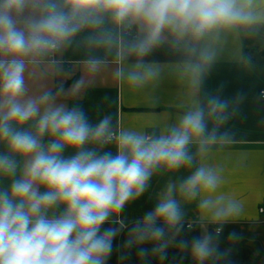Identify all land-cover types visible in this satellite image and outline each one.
<instances>
[{"label":"clouds","instance_id":"clouds-1","mask_svg":"<svg viewBox=\"0 0 264 264\" xmlns=\"http://www.w3.org/2000/svg\"><path fill=\"white\" fill-rule=\"evenodd\" d=\"M105 17L117 28L136 24L142 33L121 46L118 55L137 59L117 68V78L136 88L155 80L160 69L144 57L170 36L188 57L183 73L199 88L216 61V51L202 42L232 30L256 32L264 26V0H0V264H108L127 227L125 207L161 172L188 174L167 182L154 208L128 228L122 247H135L143 264L150 255L166 259L174 244L196 264L224 255L215 243L221 227L175 240L181 200L196 201L214 225L243 213V203L222 191L223 168L202 162L214 148L235 143L224 126L238 112L230 106L246 99L243 92L222 98L221 84L160 132L115 129L110 115L92 123L82 107L57 102L50 91L27 95V64L71 44L84 29L101 30L90 44L116 43L102 30ZM102 63L89 61L93 71Z\"/></svg>","mask_w":264,"mask_h":264},{"label":"crops","instance_id":"crops-1","mask_svg":"<svg viewBox=\"0 0 264 264\" xmlns=\"http://www.w3.org/2000/svg\"><path fill=\"white\" fill-rule=\"evenodd\" d=\"M125 28H131L135 38L124 35V27L117 28L105 17L102 30L111 33L117 41L111 47L90 44L88 38L101 30L86 28L71 44L28 63L24 74L27 95L39 96L50 91L56 95L57 102L82 107L92 123L110 115L115 129L160 132L196 102H205V93L215 94L221 84L224 85L220 93L222 98L232 100L237 92H243L246 99L230 106V111L237 108L238 112L224 126L235 134V143L214 148L202 161L223 168L222 191L243 203V213L226 224L214 225L202 218L196 201L181 200L184 212L181 223L182 227L191 224L199 237L215 234L216 227L222 228L215 243L218 252L224 255L209 258L206 264H264V216L258 212L264 200V99L261 97L264 92V26L249 34L227 31L219 39L202 42L216 51V61L199 88H194L183 73L182 66L188 57L173 47L170 36L144 57L145 62L154 63L160 69L155 80L136 88L125 79L117 78V68H126L137 59L134 55H118L121 46L142 35L136 24ZM249 57L251 64L247 63ZM93 58L103 61L94 71L89 65ZM107 150L114 152L111 146ZM0 151H3L2 146ZM187 174L184 169L177 173L155 174L146 193L125 207L121 218L127 227L114 240L108 264H143L135 247L130 250L122 247L128 228L154 208L167 182H178ZM231 233L236 234L235 239L230 238ZM185 238L181 230L175 234L177 242ZM141 246L151 247L150 244ZM129 251L128 259L122 261L121 254ZM166 251L164 260L150 255V264H196L189 251L175 244Z\"/></svg>","mask_w":264,"mask_h":264},{"label":"built area","instance_id":"built-area-1","mask_svg":"<svg viewBox=\"0 0 264 264\" xmlns=\"http://www.w3.org/2000/svg\"><path fill=\"white\" fill-rule=\"evenodd\" d=\"M122 29H123V27H122ZM123 34H124V35H127V36H129V37H132V36H133V33H132V31H131V28H125V27H124V29H123ZM133 37L135 38V36H133ZM262 94H264V92L261 93V97H262V99H264V95H262ZM258 212H259L260 215L264 216V200H263L262 203L259 205V207H258ZM185 226H186L187 229H193V226H192L191 224H188V225H185ZM220 233H221V232H220Z\"/></svg>","mask_w":264,"mask_h":264},{"label":"trees","instance_id":"trees-1","mask_svg":"<svg viewBox=\"0 0 264 264\" xmlns=\"http://www.w3.org/2000/svg\"><path fill=\"white\" fill-rule=\"evenodd\" d=\"M182 236L186 237L187 240H192L193 238L199 237L198 231L196 229H187L186 226L181 228ZM164 260V259H163Z\"/></svg>","mask_w":264,"mask_h":264}]
</instances>
